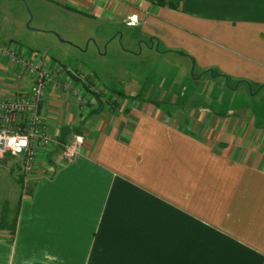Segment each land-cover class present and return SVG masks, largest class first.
I'll list each match as a JSON object with an SVG mask.
<instances>
[{
	"label": "crops",
	"instance_id": "1",
	"mask_svg": "<svg viewBox=\"0 0 264 264\" xmlns=\"http://www.w3.org/2000/svg\"><path fill=\"white\" fill-rule=\"evenodd\" d=\"M50 1L88 21L85 39L141 27L204 86L114 100L70 65L89 99L80 107L60 65L23 49L54 72L42 114L55 141L29 173L0 155V178L9 159L21 172L17 199L0 180V264H264V0ZM19 66L0 53V97L30 91ZM246 92L251 102H236ZM75 135L83 149L68 160Z\"/></svg>",
	"mask_w": 264,
	"mask_h": 264
},
{
	"label": "rangeland",
	"instance_id": "2",
	"mask_svg": "<svg viewBox=\"0 0 264 264\" xmlns=\"http://www.w3.org/2000/svg\"><path fill=\"white\" fill-rule=\"evenodd\" d=\"M87 22L50 0H0V43L18 45L27 54L47 57L60 66L72 65L75 71H94L93 79L108 98L119 100L120 93L139 99L157 98L160 94L165 102L166 95L176 97L180 90L203 88L204 81L190 77L189 58L151 47L152 39L141 27L127 30L121 25L109 30L102 25L96 31L91 27L89 30L95 36L85 39L82 25L89 26ZM98 35H107V39ZM258 96L264 101V91ZM249 98L248 92L238 94L236 102H251ZM9 160L0 180L5 182L6 192L12 193L11 197L16 194L17 199L20 186L15 178L21 172H11L17 164ZM39 176L30 173L28 179L33 184ZM6 192L4 196L8 197Z\"/></svg>",
	"mask_w": 264,
	"mask_h": 264
},
{
	"label": "built area",
	"instance_id": "3",
	"mask_svg": "<svg viewBox=\"0 0 264 264\" xmlns=\"http://www.w3.org/2000/svg\"><path fill=\"white\" fill-rule=\"evenodd\" d=\"M128 24L135 25L138 22L131 18ZM0 53L11 61L19 64L20 69H26L33 76L34 84L28 92H21L12 97H0V155L10 154L22 159V167L26 173L34 170L40 151L49 148L55 141L49 133L42 114V103L49 82L53 79L54 72L46 68L38 61L29 58L22 47L10 44L0 46ZM64 76L63 86L76 98L80 107L89 103L84 94L82 81L79 74L70 66L55 68ZM82 137V141L78 140ZM15 138V146L20 150L13 154V147H9V141ZM26 140V146L20 141ZM84 137L75 135L74 138L63 145V156L71 160L78 156L83 149Z\"/></svg>",
	"mask_w": 264,
	"mask_h": 264
},
{
	"label": "clouds",
	"instance_id": "4",
	"mask_svg": "<svg viewBox=\"0 0 264 264\" xmlns=\"http://www.w3.org/2000/svg\"><path fill=\"white\" fill-rule=\"evenodd\" d=\"M131 19H132L133 21H136V20H137V17H136V16H133ZM82 139H83L82 137H78V140H81V141H82ZM20 144L26 146V140H21V141H20ZM8 146H9V147H13V149H14L13 154H15L16 151H19V150H20L19 147L15 146V138H13V140H10V141H9V145H8Z\"/></svg>",
	"mask_w": 264,
	"mask_h": 264
},
{
	"label": "trees",
	"instance_id": "5",
	"mask_svg": "<svg viewBox=\"0 0 264 264\" xmlns=\"http://www.w3.org/2000/svg\"><path fill=\"white\" fill-rule=\"evenodd\" d=\"M8 212H5L4 215H6ZM4 221H7L6 218L3 219ZM8 226L10 230H14V227H15V221H14V218L11 220L10 224H6L4 223L3 226L5 227Z\"/></svg>",
	"mask_w": 264,
	"mask_h": 264
}]
</instances>
